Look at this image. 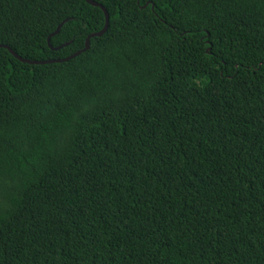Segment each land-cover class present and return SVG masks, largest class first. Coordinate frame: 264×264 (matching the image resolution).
<instances>
[{
	"label": "trees",
	"instance_id": "1",
	"mask_svg": "<svg viewBox=\"0 0 264 264\" xmlns=\"http://www.w3.org/2000/svg\"><path fill=\"white\" fill-rule=\"evenodd\" d=\"M92 1L0 49V264H264V0Z\"/></svg>",
	"mask_w": 264,
	"mask_h": 264
},
{
	"label": "water",
	"instance_id": "2",
	"mask_svg": "<svg viewBox=\"0 0 264 264\" xmlns=\"http://www.w3.org/2000/svg\"><path fill=\"white\" fill-rule=\"evenodd\" d=\"M86 1H87L90 5H92V6H94V7L101 8V9L104 11V13H105V15H106V19H107V24H106L105 29H104L102 32L97 33V34H94V35H91V36L87 39V42H86V48H85L83 51L78 52L77 54L73 55L72 57H70V58H68V59H66V60H61V61H46V62H32V61H29V60H25V59H23L22 57H20L19 55H17L13 50H11L10 48H8V47H6V46H0V49H7V50H9L10 53H11L13 56H15L16 59H18L19 61H21V62H23V63L30 64V65H48V64H54V63H63V62H68V61H70V60H72V59H74V58L80 56L82 53H84V52L90 50V48H91V40H92L93 38H95V37H101V36H103V35L108 31L109 24H110V16H109L108 12L106 11V9H105L103 6L97 4L96 2H94V1H92V0H86ZM63 26H64V24H62V25L58 28V30H57L52 36H50V38H49V40H48V41H49V46H50V48L53 49V50H60V48L54 49V48L52 47V45H51V39H52L53 37L57 36V35L60 33V31H61V29H62Z\"/></svg>",
	"mask_w": 264,
	"mask_h": 264
}]
</instances>
